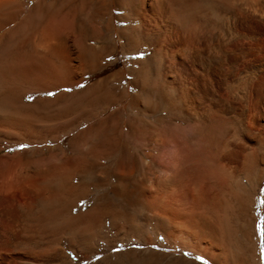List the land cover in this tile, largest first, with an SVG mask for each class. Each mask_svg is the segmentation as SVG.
<instances>
[{
    "label": "bare ground",
    "instance_id": "6f19581e",
    "mask_svg": "<svg viewBox=\"0 0 264 264\" xmlns=\"http://www.w3.org/2000/svg\"><path fill=\"white\" fill-rule=\"evenodd\" d=\"M90 25L101 40L92 56ZM118 41L134 57V114L104 116L129 95L115 92L123 71L60 91L102 70ZM93 101L105 107L87 111ZM20 144L32 148L6 152ZM224 192L230 225L214 219ZM260 205L264 0H0V264H197L150 247L240 264V241L264 234ZM140 215L157 230H138Z\"/></svg>",
    "mask_w": 264,
    "mask_h": 264
},
{
    "label": "rangeland",
    "instance_id": "374dc122",
    "mask_svg": "<svg viewBox=\"0 0 264 264\" xmlns=\"http://www.w3.org/2000/svg\"><path fill=\"white\" fill-rule=\"evenodd\" d=\"M44 2L45 3H50L51 0H44ZM112 13H113V16L115 18L122 15V12L118 11L115 6L112 7ZM94 21H95V19L92 18L91 22H94ZM91 22H89L87 24H91ZM122 27H123V24L119 23L117 18H116L115 21H114V29H115V31H117L118 29H120ZM87 35L88 36H87V39H86V51H87V54L89 56H92L97 51V49L101 46V40L98 39L93 34L91 25H90L89 28H87ZM116 44L117 45L113 46V49L106 51L105 55L99 56L98 64H99V66H102V70L98 71L95 74L85 75L84 76L85 80L80 85L76 86L75 88H73V89L64 88V89H62L60 91H65V92H69V94H72V93H74L76 91H80V90L85 89L86 87L90 86L91 84H94V83L100 81L101 79L106 78L107 76H109V75H111L113 73H116L118 71H121V72L123 71L124 72L123 82L121 83L120 87L117 90H115V92H116V95H120V94L123 93V91H125V88H127L128 91H129L128 92L129 95L123 101L122 104L113 106V108H111L110 110L106 111L104 116H106L107 114L111 113L113 110L120 109L121 107H124L126 112L128 111V113H131V114L133 113L134 114V112H129V110H128L129 109L130 100H131V96H132V93L134 92V90L132 89V85H131V82H132L133 78H132V76L130 74H128V68H130L131 61L134 59V57L128 56V55H126L124 53V50L122 48V42L118 41V42H116ZM69 89H71V91H69ZM53 95L54 94L49 95L47 93V94H43L42 96H43V98H45V97H52ZM31 101H33V98L29 97L27 99V102H31ZM93 102H92V104L89 102V103L84 105V108L87 111L93 112V114H95L96 112H99L101 108L105 107V104H103L101 102H98V101H93ZM155 112H156V114H154L155 117L164 118L163 115L166 114V111H165V108H164V104L162 102H157V110H155ZM69 138H70V135H67V136L63 137V139L60 141V144H62L64 147H67V143H68ZM50 146H55V145L51 143ZM31 148L32 147H27V146H25L23 144H20V145L12 146L10 149L6 150V152L10 153V154H14L15 152H23L26 149L29 150ZM74 184H76V186H77V185L81 184V181L80 180H74ZM89 189H90L89 191L93 190V188H89ZM99 193H100L99 191L98 192L97 191H93V192H91V194H90V196L88 197L87 200H85V201L79 200V202H77L78 207H76L74 209V211L70 212V213L76 214L81 209L85 210L86 208H88L90 203H91V201L94 198H96L99 195ZM226 193L227 192H224V194L222 196L223 197V202L225 203V205H224L225 206V209H224L225 212L224 211L223 212L219 211V214L215 215L214 219H222L224 217V218H226L225 219L227 221L226 223L228 225H230L229 222L232 223L234 221V214L232 213V210L234 209L233 207L235 206V204L232 201L230 195L228 193L227 194ZM188 203L189 204H193L192 202H190V200H188ZM196 206H197V210L199 211V214L203 218H206L209 215L207 213L204 214L202 209H204L205 205L203 203L201 204L200 202H198V203H196ZM78 209H80V210H78ZM253 212H254L253 214L256 215V216H258V215L259 216H263L262 217L263 218L262 221H264V207L262 205L256 207L255 211H253ZM70 213H68V214H70ZM154 215L155 214L145 215L146 217L144 215H140L139 216L140 217L139 218V223H138V225H139L138 226V230H142V231H145V230L155 231V230H157L156 229L157 228L156 219H153V221L151 219L149 222H146L144 220L145 218L146 219L147 218L150 219ZM141 216H142V218H141ZM240 231H242V230H240ZM250 231H251V234H252L253 230H249V232ZM159 239L161 240L162 237L160 236ZM240 243L243 245L244 244L243 240H241ZM240 243L238 244L239 245L238 248L240 249L239 252L242 249V252H240L241 255L237 252L238 256H240V264H264V234L262 233V230H259L258 236L255 237L253 241L251 239L249 243H247V244L245 243L243 246ZM256 247H257V249H256ZM133 248L146 249V247H142L140 245H137L136 247H133ZM151 248L154 249V250H158L159 252H162V253L170 254L172 256L173 255H175V256H184L187 259L189 258V260H193V261L197 262V264H210L209 262H207L206 260H204L200 256L192 254V253H190L188 251H181L180 249H170V248H163V247L162 248L150 247V249ZM258 249H259V251H258ZM243 251H244V253H243ZM185 253H187V255H185ZM82 264H94V261H87V262L82 263Z\"/></svg>",
    "mask_w": 264,
    "mask_h": 264
},
{
    "label": "snow or ice",
    "instance_id": "6c2138e0",
    "mask_svg": "<svg viewBox=\"0 0 264 264\" xmlns=\"http://www.w3.org/2000/svg\"><path fill=\"white\" fill-rule=\"evenodd\" d=\"M69 91H71V89H69ZM49 95H52L53 93H48ZM23 147V146H22ZM185 255H187V253H185Z\"/></svg>",
    "mask_w": 264,
    "mask_h": 264
}]
</instances>
